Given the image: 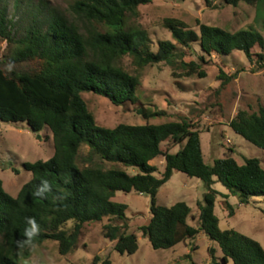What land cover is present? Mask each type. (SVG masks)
Masks as SVG:
<instances>
[{"label": "trees", "instance_id": "1", "mask_svg": "<svg viewBox=\"0 0 264 264\" xmlns=\"http://www.w3.org/2000/svg\"><path fill=\"white\" fill-rule=\"evenodd\" d=\"M8 0H0V39L6 48L0 58V121L26 123L32 132L49 129L54 154L47 160L25 163L31 173L16 197L6 192L0 180V264H31L28 259L36 245L52 241L62 256L78 246L85 224L101 222L105 238L115 242L120 255H134L138 237L130 232L127 204L115 202L118 192L148 195L151 217L139 227L153 250L173 249L203 232L216 243L208 250L212 264H264V248L256 240L234 229L221 230L215 214L219 195L225 200L229 215L234 208L228 202L236 197L249 205L253 198H264V167L258 159H244L239 164L231 155L204 161L200 131L187 118L143 125L119 124L114 128L96 122L84 93L108 99L114 106L139 101L142 82L122 66L130 58L137 71L148 65L165 62L181 70L186 77L207 76L205 56L242 52L250 62L264 69V37L253 29L229 30L198 24L199 32L177 19H165L171 41H161L156 51L147 31L130 23L139 15V7L153 0H71L64 15L45 4L39 5L19 26L9 19ZM237 7L240 3L256 6L264 13V0H225ZM264 27V23H263ZM201 55L197 61H185L193 45ZM181 47V51L178 49ZM187 50V53L183 51ZM26 66V67H25ZM237 79L222 69V86ZM223 88V87H222ZM137 113L149 121L165 116L146 107ZM230 128L255 147L264 150V107L257 112L239 110L229 122ZM40 139V136H38ZM179 146L176 153L163 151L164 143ZM88 148L85 164H80L81 148ZM232 152V150H230ZM164 159V171L150 164ZM99 161V162H96ZM104 163L111 164L106 169ZM125 168L136 169L134 175ZM174 172L201 180L207 192L198 203V227L188 223L191 208L185 202L170 207L157 205L159 189ZM220 183L227 194L213 185ZM264 213V212H263ZM72 223L70 228L68 224ZM32 236L27 235L32 230ZM191 248L184 256L188 264H197ZM93 264H113L109 258L95 257Z\"/></svg>", "mask_w": 264, "mask_h": 264}, {"label": "rangeland", "instance_id": "2", "mask_svg": "<svg viewBox=\"0 0 264 264\" xmlns=\"http://www.w3.org/2000/svg\"><path fill=\"white\" fill-rule=\"evenodd\" d=\"M71 0H8L9 19L16 24L25 25L27 17L41 4L58 12L69 15ZM257 7L240 3L237 7L228 5L225 0H153L151 4L140 6L139 15L131 18L130 23L147 31L152 41V50L156 51L161 41H171V32L164 27L165 19H177L191 29L199 32L198 24L214 26L236 32L253 29L264 37V13L257 12ZM29 18V17H28ZM6 44L0 39V58ZM194 52L185 57V61H197L201 51L197 44ZM181 51V47L178 46ZM264 50L256 46L253 49V60ZM207 64L204 69L207 76L186 77L181 70L175 69L165 62L148 65L137 71L130 58L122 61V66L132 74H139L142 86L139 101L114 106L108 99L84 93L90 111L96 122L104 127L114 128L119 124L143 125L145 123H163L187 118L193 121L200 131V140L204 161L212 165L216 159L231 155L239 164L244 159H258L264 167V150L247 142L236 134L228 125L239 110L257 112L264 107V69L240 51L230 55L205 56ZM26 67V66H25ZM222 69L228 76L237 73V79L222 86L219 72ZM223 87V88H222ZM146 107L165 113L164 117L145 120L137 113V108ZM40 136V139H38ZM163 151L176 153L179 146L172 142L162 145ZM232 150V152H230ZM88 148L83 146L79 154L80 164H85ZM54 154V144L49 129L32 132L26 123H4L0 121V180L4 189L12 197H16L21 187L30 180L31 173L24 169L25 163L47 160ZM99 162V161H96ZM150 164L158 168V177L164 171V159L158 158ZM106 169L111 164L104 163ZM130 175L136 169L125 168ZM213 189L220 194H227L222 184L216 183ZM207 189L197 178H190L182 172H174L170 180L163 185L157 194V205L170 207L177 202H185L192 210L188 223L198 227L199 208ZM115 202L127 204L126 216L130 232L138 237L139 249L134 255H120L114 250L115 242L105 238L104 226L108 218L101 222L85 224L77 248L70 254L62 256L58 252L56 242L47 241L36 245L28 259L31 264H93L95 257L109 258L113 264H188L184 256L191 248L197 264H212L208 250L216 249L218 262L222 253L218 245L200 232L194 239H189L173 249L153 250L148 239L143 238L139 227L146 224L150 217L151 198L148 195L132 192H118ZM228 202L235 210L233 216L225 200L218 196L215 214L221 230L234 229L258 241L264 248V198H253L249 205H242L236 197ZM69 223L67 228H70ZM227 264H233L230 260Z\"/></svg>", "mask_w": 264, "mask_h": 264}, {"label": "clouds", "instance_id": "3", "mask_svg": "<svg viewBox=\"0 0 264 264\" xmlns=\"http://www.w3.org/2000/svg\"><path fill=\"white\" fill-rule=\"evenodd\" d=\"M35 231H36V227H35V225L33 224L32 230L29 231V232L27 233V235L32 236V235L35 233Z\"/></svg>", "mask_w": 264, "mask_h": 264}]
</instances>
